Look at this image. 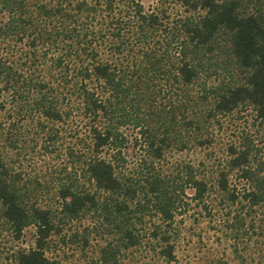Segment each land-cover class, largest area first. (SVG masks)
I'll list each match as a JSON object with an SVG mask.
<instances>
[{"label": "trees", "instance_id": "trees-1", "mask_svg": "<svg viewBox=\"0 0 264 264\" xmlns=\"http://www.w3.org/2000/svg\"><path fill=\"white\" fill-rule=\"evenodd\" d=\"M154 1L0 0L1 216L17 240L35 230L15 264H58L49 243L77 223L85 245L95 229L114 239L101 264L145 248L175 262V217L211 183L203 161L187 163L192 194L180 203L160 163L171 151L211 150L214 126L234 113L264 124V0ZM30 150L67 152L75 171L50 181L54 204L20 185L13 157ZM250 154L230 145L213 160L220 192L234 170L250 178Z\"/></svg>", "mask_w": 264, "mask_h": 264}, {"label": "rangeland", "instance_id": "rangeland-1", "mask_svg": "<svg viewBox=\"0 0 264 264\" xmlns=\"http://www.w3.org/2000/svg\"><path fill=\"white\" fill-rule=\"evenodd\" d=\"M141 1L146 8L155 3L154 0ZM214 129L216 139L212 142L211 150L184 153L171 151L160 163L163 175L169 177L178 196L182 198L180 203H187L185 197L192 194L184 189L182 182V169L187 163L203 161L208 169L206 179L211 183L203 202L198 205L191 202L190 205L193 206L187 215L182 216L183 211H179L175 217L173 229L178 238L175 243L176 260L171 264H264V124L253 116V112L234 113L220 119L219 125L216 124ZM230 145L250 148L247 167L250 178L242 179L238 170L230 172V192L224 194L215 187L216 168L212 170L211 163L213 160H222ZM66 153L61 151L57 155L45 156L42 152L30 150L24 157H13L20 185L42 197L39 200L42 201V206L56 203L50 181L65 179L75 171L69 164ZM127 156L133 163L140 158L133 149L128 151ZM251 192L259 195L257 203L247 196ZM231 193L235 194L236 200H230ZM1 214L0 208V264H15L18 253L34 247L35 230L25 229L23 236L17 240ZM147 219L148 225L150 222L151 226L157 223L154 214H150ZM74 226L79 228L80 224H73L52 238L48 257L58 264H101L99 253L102 246L114 239L95 234V229L89 234V244L85 245L82 242V237L86 234L83 233V226L77 230ZM110 264L166 263L156 253L147 252L145 248L117 254L116 260Z\"/></svg>", "mask_w": 264, "mask_h": 264}]
</instances>
